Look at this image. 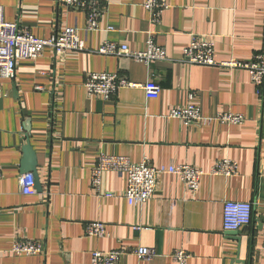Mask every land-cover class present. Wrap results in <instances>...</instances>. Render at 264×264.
<instances>
[{
	"label": "crops",
	"instance_id": "0c3cea01",
	"mask_svg": "<svg viewBox=\"0 0 264 264\" xmlns=\"http://www.w3.org/2000/svg\"><path fill=\"white\" fill-rule=\"evenodd\" d=\"M145 2L111 0L99 30L86 34L85 12L57 0H0L6 21L39 39L77 27L86 42L84 52L56 56L47 48L21 60L15 80L0 82V264H91L94 252L113 250L126 252L119 264H178L172 255L180 250L189 254L187 264H264V92L258 96L248 70L183 62L192 36L211 38L218 62L264 53V0H168L156 24ZM149 38L165 49L166 61L146 65L98 53L106 42L144 52ZM102 72L158 83L160 96L150 100L133 88L111 100L89 96L87 76ZM190 107L198 120L172 115ZM221 113L245 121H211ZM28 141L44 191L27 196L19 180ZM101 155L148 159L157 168L189 165L204 175L195 194L177 176L161 175L154 198L132 206L124 174L104 172L100 193L93 191ZM223 160L237 164L235 176L211 174ZM226 202L255 204L250 226L237 236L224 228ZM91 222L105 224L107 235L88 236ZM18 239L42 242L45 253L12 254ZM138 247L158 257L141 261L132 254Z\"/></svg>",
	"mask_w": 264,
	"mask_h": 264
},
{
	"label": "built area",
	"instance_id": "2783aa9c",
	"mask_svg": "<svg viewBox=\"0 0 264 264\" xmlns=\"http://www.w3.org/2000/svg\"><path fill=\"white\" fill-rule=\"evenodd\" d=\"M111 0H57L59 6L71 10H80L87 16L85 33L99 30V21ZM145 9L150 14L152 24L160 21L163 13L169 8L168 0H146ZM112 28H108L111 32ZM50 48L56 56H64L68 51L84 52L86 42L80 37L77 27H67L61 32L55 33L49 39L35 37L27 28L18 22H7L5 9L0 5V82L14 81L16 67L19 61L37 59L43 52ZM98 53L101 55L125 57L137 62L151 65L154 62L167 60L166 51L158 46L153 38L147 41V49L144 52H133L127 46H119L114 42H106ZM183 62L193 66L219 67L222 69H245L251 76L252 84L256 87L258 96L264 92V53L256 54L250 62H240L236 59L218 62L215 59V47L211 38L206 36H192L189 46L184 50ZM85 88L89 96H98L104 100L115 98L120 89H142L147 99H157L161 93L158 83L147 82L137 84L113 73H90L85 80ZM5 96V91L0 83V98ZM173 116L182 118L186 123L199 119V111L190 107L185 111H175ZM221 124L241 125L245 121L244 116L221 113L211 118ZM106 171H115L127 177V189L125 199L132 206L143 205L150 201L157 192L158 179L161 175L170 174L177 176L186 186L187 190L195 194L200 188L204 172L189 165L169 166L157 168L148 159L140 164L132 163L126 157L101 155L96 167L92 170L91 183L93 191L97 194L101 191L102 176ZM238 173L235 162L223 160L216 164L211 174L214 176L232 177ZM2 168L0 167V178ZM20 187L23 195L36 193V185L32 174H24L20 177ZM110 196V195H108ZM254 203L226 202L224 206V228L227 232H239L250 226L253 218ZM88 236L103 238L107 235L106 226L100 222H91L86 225ZM264 251V244L262 247ZM11 253L16 256H39L45 253L44 244L40 241L18 239L14 242ZM124 250L110 252H94L91 264H119L125 255ZM132 254L141 261L150 262L158 257V252L152 248L138 247ZM178 264H187L189 254L185 251H177L172 255Z\"/></svg>",
	"mask_w": 264,
	"mask_h": 264
},
{
	"label": "water",
	"instance_id": "95a60500",
	"mask_svg": "<svg viewBox=\"0 0 264 264\" xmlns=\"http://www.w3.org/2000/svg\"><path fill=\"white\" fill-rule=\"evenodd\" d=\"M22 167H21V173L23 174H32L35 185H36V190L38 192H43L44 187L41 183V179L39 176L38 172V159H37V154L32 148L30 142L23 147V159H22ZM228 234L237 236L238 232H229Z\"/></svg>",
	"mask_w": 264,
	"mask_h": 264
}]
</instances>
